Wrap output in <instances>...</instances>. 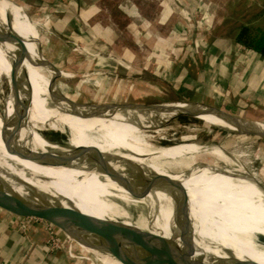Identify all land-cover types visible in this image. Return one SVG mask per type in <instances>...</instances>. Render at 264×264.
Wrapping results in <instances>:
<instances>
[{
  "label": "bare ground",
  "instance_id": "6f19581e",
  "mask_svg": "<svg viewBox=\"0 0 264 264\" xmlns=\"http://www.w3.org/2000/svg\"><path fill=\"white\" fill-rule=\"evenodd\" d=\"M6 3L7 9L16 14L9 13L11 23L18 16L25 22L33 24L29 16L18 9L17 6L20 5L7 0ZM5 13L7 11L4 0H0L1 26L5 25ZM12 26L22 36L21 30L17 29L13 23ZM23 34L28 49V59L35 61L39 58L38 48L28 35ZM15 49V44H2V57L8 59L9 54ZM38 68H40L38 73H29V69L24 68L27 72L26 80L31 88V93L27 95L20 90H13L10 86V76L0 67V76L4 75L7 78L11 90L4 108L5 116L0 123V176L9 181H12L10 176L19 179L25 187L21 184L14 185L13 182L11 185L19 195L32 199L30 216L34 217L23 219L21 225L25 226L27 221H37L47 230H51L50 223H52L66 236L77 242L82 240L87 244L101 243L102 247L107 249L108 256H114L126 253L125 249L133 248L134 239L127 227L128 224L140 228H151L161 236L170 238L172 209L176 206L190 217L191 223L196 221L200 227L199 233H207L214 237L215 240L193 238V243L199 254L204 257L205 263L211 264L216 259L227 261L233 258H247L264 264V242L257 240L258 234L264 236V186L257 177L259 174L249 172L245 166L237 163L235 154H227L219 146H201L196 143L153 146L149 141L151 136L142 129L159 127V123L166 120L162 116L174 115L176 113L174 109L165 111L166 107H155L145 110L141 108V105L136 104L134 107L124 109L95 106L96 109L103 108L99 111L102 112L101 116L89 119H81L64 112L62 105L51 103L48 98L47 87L43 80L47 76L50 79L49 71L46 74L41 67L38 66ZM63 73L68 75L65 71ZM166 106H178L187 112L197 111L199 118L209 121H215L212 117L215 116L228 123L225 128L231 130L237 128L235 120L228 115L204 106H192L182 102ZM20 114L22 119H19ZM29 122L32 127L27 126ZM256 122L258 123L249 124V127L264 131V122ZM43 123H49L52 129L68 130L66 147L41 140V134L36 128ZM241 123L248 122L241 121ZM5 124H8L17 134L18 146L23 150L28 149L26 153L30 159L18 157L5 150L2 132ZM81 146L97 147L109 156L108 162L113 166L116 162L112 159L115 158L133 162L137 172L142 170L146 176L155 180L156 186L145 197L134 199L119 183L107 175L87 169V164L82 160L73 161L64 166H53L33 159L37 156V152L69 151ZM172 149H186L192 152L205 149L209 155L218 157L219 160L231 165V169L219 167L215 160L201 159L200 162L197 161L195 167L186 165V172L173 173L170 167L175 165L147 159V155L157 158L172 156ZM163 160L170 161V158ZM226 171H230L237 178L242 177L241 179L246 180L249 186L242 184L246 185L252 194L223 193L217 187L209 186L202 181L208 178L218 180L229 177L225 174ZM134 177L138 178V174L135 173ZM235 177L231 176L236 180ZM172 182L174 190L168 188ZM179 193L182 196H178ZM155 195L166 196L167 199L172 195L174 197L171 200L159 201ZM128 203H138L140 207L146 206L149 213H154L153 217L133 222L132 214L126 207ZM43 219L50 223L44 222ZM244 220L250 221L253 225L237 224ZM247 227L254 228L255 235H252L253 239L255 237L254 240L245 229ZM193 230H191L192 235H196ZM216 240L230 246L218 243ZM246 244L251 245L261 254L253 251L247 254V251L245 253L237 248L247 246Z\"/></svg>",
  "mask_w": 264,
  "mask_h": 264
},
{
  "label": "rangeland",
  "instance_id": "374dc122",
  "mask_svg": "<svg viewBox=\"0 0 264 264\" xmlns=\"http://www.w3.org/2000/svg\"><path fill=\"white\" fill-rule=\"evenodd\" d=\"M127 1L131 3H140L141 6H143L144 2L149 4L144 11L145 15L149 13V16L153 11L152 8L155 2L160 1L162 5L171 3V7H173V10L176 11L178 16L176 24L179 25H176V27H178L176 32L177 34H185L183 41L180 37L171 38L170 29L173 28L174 23L172 25L167 23L163 25L160 24L156 26L155 31L153 29L154 21H151V18H147L133 28L127 24L129 21L128 18L100 16L92 21H85L84 23L86 26L92 23V25H103L112 29V39L104 42L102 41V46L97 49L95 45L91 43L86 44L84 41L80 40L79 35L73 34L72 32L70 33L71 30H62L60 33L57 32L52 23L48 21V16H46L47 12L45 10L46 13L44 11L40 13L35 11L31 6V2H27L26 0H10V2L20 5L17 6L18 9L28 15L33 21V24L25 22L18 16L12 20V23L17 29L21 30L22 37L24 38L23 33L28 35L37 48L39 41L42 51L51 58L60 69L68 73V75L63 73L66 77L59 79L64 86V90H69L73 95L78 96L88 103L100 105L116 103H143L150 105L182 101L192 104H207L205 100L202 101L200 99L202 96L199 94L196 96L193 95V87L186 88L182 85L177 86L173 81H170L169 76L166 74L168 68H181L180 66L185 62V57L183 55L185 47L189 49L191 57H197L200 56L197 51L203 49V43H209L208 41L215 38H221L220 42L223 43H230L229 39H231L232 44L235 43L234 37L241 25H247L251 28L264 26V16L261 13L264 9V0ZM4 4L7 13L11 15L15 14L13 11L7 9L6 0H4ZM180 11H186V19L180 16ZM140 19L143 20L142 18ZM142 28L144 30L146 29L145 31L149 34L145 41L142 40L141 37ZM239 49L241 54L245 52L248 54L251 53V50L242 46H240ZM96 50H98V52L100 51L99 55L105 59L104 62L100 61L98 65L96 64L98 60L97 56H95V53H98ZM1 54L2 44H0V67L9 75V59H4ZM234 57L235 55L233 53L230 55L229 60L233 62L235 59ZM33 62L34 60L26 58L22 66H24L23 68H28L29 73L40 72V68L34 65ZM44 73L47 74L45 70ZM43 83L47 87L49 76L43 80ZM10 93L11 90L7 78L4 75L0 76V123L3 121V116H5L4 108ZM205 98L206 97H204V99ZM225 99H228L229 102L228 106H226L227 108L225 106H220L219 108L237 115L246 121L264 122V108H261L262 111L257 110L252 112V108L248 106L240 107L237 104L238 100H240L239 96L233 97L229 95L227 98L225 96ZM103 108H98L97 110L100 111ZM246 109L247 113L245 112ZM170 116L173 115L164 114L162 118L168 119ZM254 116L256 118H253ZM212 117L215 121L182 114L170 120L160 122L161 124L159 123V127L142 130L151 136L149 141L155 147L179 143L219 146L223 148L227 154H235L237 163L245 166L249 172L255 175L259 174L257 177L262 181L261 185L264 186V137L252 134H240L236 130L225 128V125L228 123L224 119L215 116ZM27 126L32 127L31 122L27 123ZM36 130L41 134V140L43 142L50 141L59 144L61 147H66L68 130L65 129L61 131L52 129L49 123L40 124ZM172 150V156L157 158L147 155V159H149V161L169 162L175 165L170 167L173 173L186 172V165L195 167L197 161L201 159L203 161L215 160V163L219 167L231 169V165L226 164L223 160H219L218 157H213L211 154L209 155L205 149H202V151L197 149L196 152L186 149ZM168 158H170V161L163 160ZM225 174L229 177H222L218 180L208 178L206 181H202L209 186L217 187L223 193H251L250 189L247 188V186H249L247 181L241 179V175V178H237L235 175L233 176L230 171H226ZM231 176L235 177L236 180L231 178ZM60 183L62 184L61 181ZM168 188L175 189L173 182ZM178 196L182 195L179 193ZM155 197L159 201H165L167 199L166 196L155 195ZM173 197L172 195V197L168 199L171 200ZM128 211L132 214L133 222H138L140 219L147 218L150 215L146 207H131ZM23 219L22 217V220ZM43 221L50 223L45 219H43ZM237 224L250 226L251 222L244 220ZM191 227L196 233V235H193V238H198L200 240H215L210 234L197 233V231H200V227L196 221L191 223ZM245 229L249 232L251 238L252 235H255L253 233L254 228L247 227ZM170 232L172 234V225L170 227ZM257 240L258 242H264V236L258 234ZM216 241L230 246V244L218 240ZM246 245L247 246L237 248L244 252L247 251V254H249L250 251L261 254L251 245ZM125 250L130 251V248L129 250Z\"/></svg>",
  "mask_w": 264,
  "mask_h": 264
},
{
  "label": "crops",
  "instance_id": "0c3cea01",
  "mask_svg": "<svg viewBox=\"0 0 264 264\" xmlns=\"http://www.w3.org/2000/svg\"><path fill=\"white\" fill-rule=\"evenodd\" d=\"M26 1L31 2L32 8L39 13L45 10L47 13L53 14L57 19L53 26L57 32L71 30L70 33L79 35L80 40L86 44L95 45L97 49L102 46V41L112 39L113 31L108 26L92 25V23L86 26L84 23L100 16L128 18L127 24L133 28L147 18H151L150 20L154 21L153 29L155 31L156 26L160 24L172 25L174 23L175 25L173 24V28L170 29L171 38L180 37L183 41L185 36L184 33H180L177 37H173L178 28L176 25L179 24H176L178 16L171 7V3L162 5L160 1L155 2L152 8L153 11L149 16V13L146 15L144 13L146 6L149 5L146 2L141 6L140 3H131L127 0ZM179 13L180 16H183V19H186V11H180ZM145 30L143 28L141 30V37L144 41L149 36ZM214 40L203 43V49L197 51L200 56H192L193 58L190 56L189 49L185 47L183 52L185 62L180 66L181 68H168L167 70V72L169 71L174 75V78L170 81L176 83L177 86L193 87V95L199 94L202 96L200 99L205 100L207 104L226 107L229 102L228 99H225V96L226 98L229 95L239 96L240 100L237 104L240 107L248 106L253 109L252 112L262 111L261 108H264V58L253 51L250 54L247 52L241 54L240 46H237V43H231L229 46L227 42H220L217 51L226 50L228 52L226 58L228 59H230L231 54L234 53L235 55L234 61L230 60L231 64L234 65L233 72L230 66L228 71L225 70L227 66L224 65L223 60H220L216 66L210 63L211 68H205V70L203 67L206 64L208 55H211L208 54L205 46L211 47ZM204 97L207 99H204ZM21 221L22 216L0 214V264H77L76 259L80 256L79 249L93 254L98 252L83 243L75 242L52 223H50L51 230H47L38 222L27 221L25 229L22 231ZM102 259L107 264H121L111 256Z\"/></svg>",
  "mask_w": 264,
  "mask_h": 264
},
{
  "label": "water",
  "instance_id": "95a60500",
  "mask_svg": "<svg viewBox=\"0 0 264 264\" xmlns=\"http://www.w3.org/2000/svg\"><path fill=\"white\" fill-rule=\"evenodd\" d=\"M10 1V0H9ZM5 25H0V44H15L16 49L9 54L10 63V86L13 90H20L25 94L31 93V88L27 82V72L23 68V62L29 58L28 49L24 38L19 35L13 28L10 21V14L5 13ZM39 58L34 61V65L41 67L47 73L49 71L50 79L47 85L48 98L51 103L62 105L64 112L75 115L81 119H89L96 116H101L102 112H99L95 106H103L107 108L118 107L121 109L127 107H134L141 105V108L150 110L155 107L165 108V111L169 109L176 110L173 116H170L166 120H170L179 115L186 114L199 118L197 111H183L178 106H166L168 104H175L177 102H165L158 104L146 105L143 103H116V104H94L88 103L78 96L73 95L69 90H64L63 84L59 81L60 78L66 77L63 75V70L60 69L54 61L49 58L41 49L38 41ZM8 56V55H7ZM66 87V86H65ZM189 105H200L210 109H213L219 113L228 115L235 120L236 131L240 134H252L256 136H263L264 131L256 128H250L249 124H256V121H246L241 119L237 115L231 114L217 106L203 103L192 104L184 102ZM136 104V105H135ZM25 107V106H24ZM170 107V108H167ZM146 112V111H145ZM169 113V112H168ZM22 119V115L19 116ZM162 120V121H166ZM161 121V122H162ZM246 121L248 123H241ZM3 141L5 150L21 158H29L26 153L28 149H22L19 147L18 136L15 131L8 125L2 128ZM109 156L102 153L97 147L81 146L69 151H54L37 152V156L33 157L35 161L43 164H50L53 166H64L72 163L73 161H84L87 164V169L96 170L101 174L107 175L112 180L119 183L134 199H140L145 197L155 186V180L146 176L145 173L140 170L137 172V167L133 162L124 160L123 158L112 159L115 163L113 166L108 162ZM7 173V170L4 169ZM138 174V178L134 175ZM12 181L0 176V214L6 213L9 216H22L27 219L31 215L30 202L31 198L19 195L13 185L21 184L25 185L15 177H12ZM9 177V178H10ZM127 209L131 207H140L138 203L126 204ZM146 207V206H145ZM155 211V209H153ZM172 234L170 238H165L159 233H156L151 228H140L131 224H128L130 234L133 236V248L126 253L111 256L121 264H207L204 262V257L199 254L194 243L193 235L191 233V220L190 217L181 209L173 206L172 209ZM148 218H152L154 213H149ZM141 220V219H140ZM90 229V227H88ZM25 226L21 225V230L24 231ZM93 229V227H92ZM71 233V232H70ZM83 244H87L82 240H79ZM94 249L95 254L90 252H84L79 249L80 256L77 258V264H107L103 261V257H107V249L103 248L101 243L99 244H87ZM103 250V251H102ZM211 264H260L251 259H239L233 258L227 261L216 259Z\"/></svg>",
  "mask_w": 264,
  "mask_h": 264
},
{
  "label": "trees",
  "instance_id": "16d2710c",
  "mask_svg": "<svg viewBox=\"0 0 264 264\" xmlns=\"http://www.w3.org/2000/svg\"><path fill=\"white\" fill-rule=\"evenodd\" d=\"M261 13L264 16V9L262 10ZM46 16H48V21H50L52 23V25L54 26V23L57 20L54 17V15L51 13H46ZM177 35L178 34L175 32L173 34V37H177ZM220 40H221V38H215L211 47H209L208 45L205 46V49H207L208 54H211V55L210 56L208 55L206 64L203 68L204 69L205 68L206 69L211 68L210 63L212 65L216 66V64L219 63L220 60H223L224 65L227 66L226 68L224 67L225 70L228 71V69H229L228 67L230 66V68L232 69L231 71L233 72L234 65L231 64V62L228 58H226L227 57L226 55H228V52L226 50L217 51V49L219 48L218 45L220 43ZM229 41H230V43L228 42V44L230 46L231 40H229ZM234 42L237 43L239 46H242L246 49H249V50L253 51L254 53H256V54H258L264 58V26L251 28L247 25H241L239 27L235 37H234ZM96 52H98V50H96ZM99 52L95 53V56H97V58H98V60L96 61L97 65L99 64L100 61H103V62L105 61V59L101 55H99ZM213 60H215V61L213 62ZM166 74L169 76L170 80H172V78H174V75L172 73H170L169 71ZM175 85H176V83H175ZM67 139H68V136H67Z\"/></svg>",
  "mask_w": 264,
  "mask_h": 264
}]
</instances>
